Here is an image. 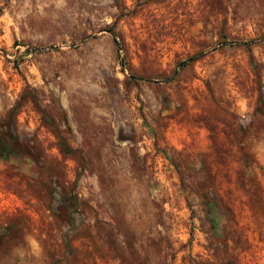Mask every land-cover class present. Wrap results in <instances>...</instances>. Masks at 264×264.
<instances>
[{
  "label": "rangeland",
  "instance_id": "374dc122",
  "mask_svg": "<svg viewBox=\"0 0 264 264\" xmlns=\"http://www.w3.org/2000/svg\"><path fill=\"white\" fill-rule=\"evenodd\" d=\"M8 122L0 264H264V0H0Z\"/></svg>",
  "mask_w": 264,
  "mask_h": 264
},
{
  "label": "trees",
  "instance_id": "16d2710c",
  "mask_svg": "<svg viewBox=\"0 0 264 264\" xmlns=\"http://www.w3.org/2000/svg\"><path fill=\"white\" fill-rule=\"evenodd\" d=\"M112 34L115 36L113 31H112ZM114 40H115V42H117L115 37H114ZM194 58H197V56L193 57L192 59H194ZM13 130H14V128L10 122H8L6 124L5 129L2 128L0 130V156L3 158H7L10 155H14V156L17 155V149L15 147L17 138L14 135V132L12 134ZM58 138H59V142H60L61 147L65 151L69 152L70 148L68 147L67 143L61 137L58 136ZM209 204L210 203H208V205Z\"/></svg>",
  "mask_w": 264,
  "mask_h": 264
}]
</instances>
